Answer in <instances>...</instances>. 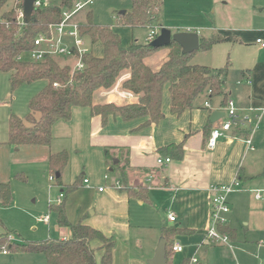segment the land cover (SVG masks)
<instances>
[{"label":"crops","instance_id":"obj_1","mask_svg":"<svg viewBox=\"0 0 264 264\" xmlns=\"http://www.w3.org/2000/svg\"><path fill=\"white\" fill-rule=\"evenodd\" d=\"M231 4L234 8H225L228 9L226 14L228 22L230 23L229 26H231V32L224 36L215 35L214 33V35L211 34L210 36L230 38L231 40L229 42L223 43H230L239 47L248 46L249 44L247 42L250 41L252 42L251 44L257 45L255 44L256 39H261L264 42V32L260 34L256 33L252 27V21L255 17L254 0H231ZM246 4H248V7H246V13L244 14L239 8ZM209 21L211 20L209 19ZM194 28L191 25L187 27L176 26L174 27L175 31L172 33L195 32ZM201 30L212 31L213 29L212 27H206ZM115 33L117 34V32ZM195 33L198 34L199 39L208 38V36L199 34L197 31ZM132 42L136 41L129 39L124 44L120 42V45L126 48ZM146 42L147 40H145ZM85 43L87 49L93 56L98 58L102 57L103 48L100 42L91 44L88 39H85ZM98 44L101 48H98ZM258 47L264 50L259 45ZM211 50L209 52H200L210 54ZM198 52H195L193 55V64L217 69L208 64L194 63V57ZM168 54L169 51L154 53L144 60V64L153 71H157L167 61ZM227 61H229V67L226 76H228L231 66L229 55L226 58L225 64ZM240 68V79H243L242 82L244 84H250L253 92L255 89L254 73L247 66ZM226 76L224 77L223 87L225 97L218 96L209 100L208 92H205L203 96H200L194 101L191 110L185 111L180 116L172 115L170 112V94L168 85H166L163 89L161 101L163 119L158 124L143 128L141 126L145 123L146 118L125 122L120 117L114 118L112 116H109L106 123L103 124L100 116L91 115L89 109L76 107L72 109L69 121H58L53 125L51 129L52 141L49 146L21 147L44 149L46 152L47 166L50 155L65 151L68 156L70 155L71 162L76 157L81 156L83 160L94 167L102 168L114 174L113 181L111 180L112 182L109 183V186L97 188V193L101 195V200L112 199L110 208L108 210L103 209V213L111 216L109 221L111 229L104 228L98 220V217H95L97 210H90L89 213L85 212L83 208H80L79 211L78 209H74L72 212L70 211L68 204L73 203L70 200L68 203L67 195L77 190L90 188L91 181L89 179H87L88 184H84L83 179L78 184L77 189L68 194L66 187L71 184H63L60 182L61 187H59V191L60 194H63L61 202H64L66 218L72 225L81 222L99 231L107 239H112L116 230L123 231L127 236L130 230V226H128V214L131 209L135 208L148 212L145 207H151L156 212L164 213V217L169 223L178 222L174 228L181 230V234L166 240L160 233V237L165 240V264H168L169 254L173 253L171 249L169 250V244L182 246V251L176 253L186 256L182 264L196 263L192 262L193 258L188 256L187 249L177 240L184 243L189 242L192 238L196 244L206 246L219 244L211 242L206 237L211 198L208 189L211 185H227L236 180L239 183V190L230 194L227 199L229 212L226 215V226L234 231V237L230 239L231 246L242 249V252L240 249H237V251H240V255H245L246 252L248 253L247 250L252 248L255 255H251L250 258L257 261L261 260V257L262 262H264V141H262V138L256 137L260 130L259 127L263 117H261L258 128L251 137L253 150H248L244 143L247 133H242L238 138L234 139L221 138L214 150L209 151L206 149V142L214 124L210 123V117L214 112H222L224 102L227 98L231 100L235 98V106L243 113L250 108L260 109L262 107V105L259 106L256 103L251 104L252 100H249L250 97H248L249 105H241L237 92L227 91L225 89ZM129 77V71L123 70L120 72L113 86L108 89H98L93 93L92 103L94 105L112 104L115 106L136 104L138 97L123 88V83ZM207 101L210 104V108L204 107V103ZM6 136L8 140V130ZM5 145L9 150H15L16 152L21 148H12L7 145V142ZM174 145H181L182 147L180 159L174 157L173 153L169 149H166ZM106 149L109 150L110 155L117 159L119 163L115 171L105 164L104 150ZM70 157L69 164L62 172V175L70 166ZM159 158H170L171 161L168 164L157 165L156 161ZM4 178L7 177L5 176ZM17 179L24 180V177L20 174L17 175ZM103 179L108 180V176L104 174ZM115 182H119L120 188H114ZM0 183L9 182L0 180ZM123 187H130V190L137 195L130 196ZM99 189L102 190L99 191ZM91 191L94 192V189H91ZM255 191L260 192L259 198L255 197ZM143 196L146 197V201H142L139 198ZM169 214L174 215L175 220L173 222L168 220ZM45 216H48V222L46 224H49V215L46 214ZM39 221L43 222L42 219ZM55 225L61 234L58 239L69 237L68 230L60 229L57 226V216ZM163 229L165 228L163 227L161 232ZM4 230L7 231L3 226H0V234H4ZM10 236L13 237L14 242H19L18 236L16 237L12 234ZM150 243L147 247L149 249L147 252L148 261L154 257L158 244L154 242ZM120 248V245L114 243L111 252L112 264H134V261L129 259L125 249L123 254L120 255L118 251ZM194 251L195 249L193 248L189 252L193 254ZM166 252H168V255ZM101 253L102 257L103 250ZM17 254L24 253H12V255ZM9 255L11 256V253L5 256ZM95 256L97 262H99L97 253ZM122 257L123 259H121ZM0 263L34 264L28 261H25V263H7L1 261ZM136 263L142 264L137 261ZM42 264H45V260Z\"/></svg>","mask_w":264,"mask_h":264},{"label":"trees","instance_id":"obj_2","mask_svg":"<svg viewBox=\"0 0 264 264\" xmlns=\"http://www.w3.org/2000/svg\"><path fill=\"white\" fill-rule=\"evenodd\" d=\"M7 1L0 0V9ZM75 1L59 0L57 5L35 10L29 23L20 28L16 24V13L13 9L4 13V19L9 25H0V73L8 75L11 91L23 84L36 81L46 83V86L30 100L29 114L24 120L15 115L8 118V146L15 149L21 146H49L52 141L53 125L58 121H69L72 109L76 107L89 109L91 115L100 116L103 124L109 116L120 117L125 122L146 118L141 126L143 128L158 124L163 119L161 101L166 85L170 94V112L176 116L191 110L194 101L205 92H208L209 100L217 96L225 97L224 77L228 71L229 61L223 68L216 70L193 64L195 52L183 55L181 48L171 42L164 47L169 51L167 61L157 71H153L144 64V60L164 48H153L149 41L144 44L132 42L126 48L121 47L119 36L112 32L110 27L93 23L89 10L86 11L85 22H80L79 33L91 44L101 43L102 57H95L88 52L83 57L84 68L74 72L71 71L74 60L68 57L46 56L41 61H18V56L33 49L34 39L46 33L49 25L57 23L62 10L71 9ZM161 6L162 0H133L130 11L120 15L118 25L127 28L143 27L148 23L157 25ZM21 7L22 3L19 0L16 8ZM230 40L220 36L201 38L197 51L209 52L212 46ZM123 70L130 73L129 79L123 83V88L136 95L138 102L125 106L94 105L93 93L98 89L113 86ZM54 84H57V87H54ZM166 149H169L177 159L181 158V145L169 146ZM104 159L105 164L115 171L119 163L110 155L108 149L104 150ZM68 164L69 156L65 151L52 154L48 158V171L55 176L60 187L62 172ZM56 174H59L58 178ZM77 187L78 183L67 186V194ZM126 190L130 196L137 195L129 189ZM139 198L146 201L145 196ZM11 201L10 185L0 183V204L8 206ZM49 210L56 214L57 226L69 231L68 238L14 242L8 240L11 232L5 231L0 237V249L6 248L11 254L42 255L45 264H112L113 239L105 238L99 231L81 222L76 225L70 224L65 215L64 202L49 206ZM218 231L226 234L229 240L234 237V231L226 224L219 225ZM179 234L181 230L175 228L162 230V236L166 240ZM94 240L101 242L100 249L103 250L99 262L95 256L96 249L92 246ZM172 245L169 244V250ZM166 254L168 255V252Z\"/></svg>","mask_w":264,"mask_h":264},{"label":"rangeland","instance_id":"obj_3","mask_svg":"<svg viewBox=\"0 0 264 264\" xmlns=\"http://www.w3.org/2000/svg\"><path fill=\"white\" fill-rule=\"evenodd\" d=\"M58 1L53 0V4L55 5ZM132 1L95 0L94 5L89 10V15L96 25L102 27L108 26L112 32H117L122 44L128 42L129 39L144 44L150 32L153 31L158 36L162 28L174 32V27L176 26L187 27L191 25V27H195V32L197 31L199 34L208 37L213 33L224 36L231 32V26H229L230 23L226 14L228 9H225L234 8L232 4L230 5L231 0H162V6L158 14L159 25L148 23L146 26L137 28L121 27L118 25L120 24V12L125 11V14L129 12ZM254 6L255 17L252 21V27L254 28V32L260 34L264 32V0H254ZM246 7H248V4L239 9L245 14ZM86 11L87 9L83 10L78 18L82 23L85 22ZM206 27H212L213 30H201ZM247 43L249 45L246 47H239L230 43L219 44L212 48L210 54L199 51L194 57V63L208 64L217 69L223 68L229 55L231 66L225 79V89L232 92L236 91L241 105H249L248 97H250L249 100H252L251 104L256 103L259 106L262 105L261 108H263L264 50H261L258 45L251 44V41ZM98 48H101L99 44ZM160 51L165 52L168 49L164 48ZM243 66H247L254 73L255 89L253 92L250 84H244L242 82L243 79L239 77L240 67ZM8 78L7 74H0V180L9 182L12 201L8 206L0 204V220L3 224L2 226L8 232H11L13 236H19V242L58 239L61 234L56 229V215L49 211V206L56 205L57 197L60 194V186L55 178L52 181L49 180V177L55 176L48 171L45 150L42 148L21 147L16 152L15 150H9L5 145L7 142L8 118L10 115H15L24 120L29 114L28 105L30 100L46 86V83L36 81L31 84H23L16 90L11 91ZM232 97L234 98L233 95ZM262 117L260 130L256 137L262 138V141H264V113ZM20 174L24 177V180L17 179V175ZM104 174L108 176V180L103 179ZM5 176L7 178H4ZM85 178L91 181L90 188L77 190L78 193L75 191L67 195L68 203L69 200L73 203L68 204L70 211L72 212L74 209H78L79 211L80 208H83L85 212L89 213L90 210H97L95 217H98L104 228L111 229L109 222L111 216L103 213V209L108 210L110 208L112 199L101 200V195L97 193V188L109 186V183L113 181L114 174L102 168L94 167L83 160L81 156L76 157L72 162L70 157V166L63 173L60 182L73 185L81 183ZM123 188L130 190V187ZM91 189H94L95 193ZM145 208H147L148 212L135 208L131 209L128 214V226H130V230L127 236L126 233L123 231L122 233L120 230H116L115 235L112 236L114 243L121 247L118 250L120 255L123 254L125 249L129 259H132L134 264H139L136 261L147 264V252L149 250L147 247L149 243H158L163 227L165 229H172L178 224V222L169 223L162 212H156L151 207ZM46 214L50 218L49 224L39 221ZM2 235L3 233L0 234V237ZM177 241L181 242L187 249L188 256L195 259L196 263L191 264L264 263L261 257V260L257 261L250 258L251 255H255L252 248L247 250L248 253L245 251V255H240L239 252H242V249L235 246L232 247L230 240V247L219 244L209 246L196 244L192 238L189 242L182 243L180 240ZM100 244L99 240H94L93 242L99 261L102 254V250L99 248ZM193 248L195 251L193 254H190L189 251ZM237 249H240V251H237ZM185 257L183 254L170 253L168 264H182ZM44 260L45 258L42 255L26 254H11V256H1L0 258V262L4 261L7 263H25V261H28L34 264H42Z\"/></svg>","mask_w":264,"mask_h":264},{"label":"built area","instance_id":"obj_4","mask_svg":"<svg viewBox=\"0 0 264 264\" xmlns=\"http://www.w3.org/2000/svg\"><path fill=\"white\" fill-rule=\"evenodd\" d=\"M19 0H8L0 9V25L7 26L9 23L4 19V13L13 9L16 13V24L20 27L25 25L23 21V0H21L22 7L16 8ZM95 0H76L71 9L62 10L60 20L57 23L51 24L46 33L38 35L33 41V49L27 51L17 57L18 61H41L46 56H55L58 58H73L74 64L71 71H80L84 68L83 57L89 52L87 49L85 38L79 33L80 21L78 15L94 5ZM56 3L55 5H57ZM53 4V0H34L33 11L42 10ZM155 32H150L147 41L151 42L156 38ZM255 44L264 48V42L261 39H256ZM57 87V84H54ZM205 108H210V104L204 103ZM223 116L216 121L210 131L209 137L206 142V149L212 151L221 138H238L242 133H247L244 143L248 150H253L252 134L258 128V123L264 113V108L248 109L241 112L235 106L233 100L227 98L222 108ZM170 158L157 159V165H164L170 163ZM105 178H107L105 176ZM53 176L49 177L52 181ZM84 184H88V180H83ZM114 188H120L119 182H115ZM102 189H99L101 191ZM239 190L238 181H233L227 185H211L208 189L210 198V214H209V227L206 231V237L213 243L229 245L228 236L221 234L218 231L219 225L226 224V216L229 212L228 196ZM255 197H260V192L255 191ZM63 194L57 198L56 204L59 205L62 201ZM168 220L173 222L175 217L173 214L168 215ZM42 221L48 222V216H45ZM9 241H13L12 236H8ZM182 246L173 244L171 251L178 253L182 251ZM8 254L6 248L0 249V257ZM192 262H196L192 259Z\"/></svg>","mask_w":264,"mask_h":264},{"label":"water","instance_id":"obj_5","mask_svg":"<svg viewBox=\"0 0 264 264\" xmlns=\"http://www.w3.org/2000/svg\"><path fill=\"white\" fill-rule=\"evenodd\" d=\"M34 0H23V21L28 24L33 12ZM125 11L120 12V15H124ZM171 42L176 43L180 48L183 55H189L196 52L199 49L200 39L195 32H179L172 33L166 28H162L160 33L154 40L150 42L153 48L159 49L167 47ZM223 116V112H214L210 117V123L213 124ZM59 174H56V178ZM148 264H165V240L160 238L154 257L148 261Z\"/></svg>","mask_w":264,"mask_h":264}]
</instances>
